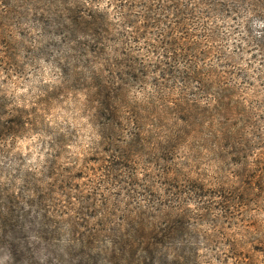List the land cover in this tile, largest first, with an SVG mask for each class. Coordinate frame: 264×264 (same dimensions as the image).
Instances as JSON below:
<instances>
[{
  "label": "rangeland",
  "instance_id": "obj_1",
  "mask_svg": "<svg viewBox=\"0 0 264 264\" xmlns=\"http://www.w3.org/2000/svg\"><path fill=\"white\" fill-rule=\"evenodd\" d=\"M2 1L0 10L6 14L0 20V264H49V244L61 263L66 258L63 249L73 238L72 226L79 228L82 217L103 215L118 223L119 217L140 210L147 195L164 197V185L171 183L162 171L179 175L185 190L195 187L196 179L209 183L235 177L230 154L223 159L207 135L218 118L199 119L196 128L183 132L187 124L175 116L155 125L158 116L153 115L150 123L156 133L127 153L126 170L132 179L121 176L112 184L105 176L108 154L93 117L91 81H79L58 68L63 45L60 33L51 29L49 0ZM234 1L230 8L236 10L231 11L201 4L185 32L195 34L188 46L195 65L214 87L209 93L222 89L235 108L229 124L242 140L262 143L249 159L252 163L264 152V0ZM107 3L98 0L94 9L103 12ZM113 13L109 9L108 20L114 19ZM142 91L133 86L129 97L146 106L150 99L142 93L149 90ZM201 101L202 107L208 105ZM164 104L171 107L170 101ZM126 139L120 138L118 145L126 147ZM188 203L180 240L195 250L188 264H236L233 253L251 258V264H264V189L261 198H249L236 218ZM97 223L92 218L89 227ZM49 232L56 235L50 242ZM231 245L236 247L233 253Z\"/></svg>",
  "mask_w": 264,
  "mask_h": 264
},
{
  "label": "trees",
  "instance_id": "obj_2",
  "mask_svg": "<svg viewBox=\"0 0 264 264\" xmlns=\"http://www.w3.org/2000/svg\"><path fill=\"white\" fill-rule=\"evenodd\" d=\"M96 1L49 0V9L51 29L53 33H60L58 37L63 45L59 48V70L67 76L75 74L79 81H91L93 117L99 123V135L106 143L108 154L105 176L110 177L112 184L121 176L132 179V174L127 172V153L142 144L149 133L155 134V125L170 116L187 124L183 132L196 128L195 121L199 119L218 118L212 124L215 128H208L207 135L223 159L230 154L237 173L227 181L212 179L209 183H197L196 179L192 182L196 186L185 190V185L178 183L179 175L162 171V177L168 176L171 183L164 185V197L147 195L140 210L119 217L118 223L109 222L103 215L82 217L85 222L77 223L82 229L72 226L73 238L68 239L63 249L64 257L69 259L60 263L49 244V264H72L75 258L95 264H188L195 250L180 241L184 234L182 218L188 215L184 207L188 202L199 209L236 218L248 206L249 198H261L264 189V152L249 163L262 143L242 140L240 133L229 124L228 117L235 108L228 103L222 89L209 93L214 87L195 65L193 48L188 46L195 42V34L185 32L187 25L193 24L188 22L198 17L195 14L201 4L231 11L236 10L230 8V3L235 1L107 0L108 6L103 12L94 9ZM2 2L0 9L5 5ZM109 9L114 12L113 20L106 16ZM0 12L1 20L6 11ZM133 86L149 90L142 91L144 99H150L146 106L133 103L129 97ZM201 99L208 105L202 107ZM164 101H170L171 107L165 108ZM159 102L163 105L156 106ZM153 115L158 116L155 125L150 123ZM122 137L127 138L122 141L126 147L118 145ZM189 176L186 174L191 180ZM167 216L172 218L163 222ZM92 218L98 222L94 228L89 227ZM102 223L105 228L101 230ZM49 235H52L49 242L56 239L54 232ZM235 250V245H231V253ZM233 258L236 264H251V258L242 259L240 253H233Z\"/></svg>",
  "mask_w": 264,
  "mask_h": 264
}]
</instances>
